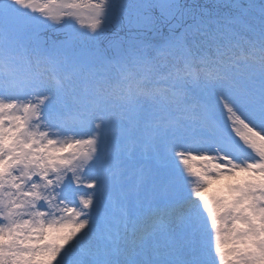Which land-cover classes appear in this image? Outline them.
I'll return each instance as SVG.
<instances>
[{"label": "snow or ice", "instance_id": "1", "mask_svg": "<svg viewBox=\"0 0 264 264\" xmlns=\"http://www.w3.org/2000/svg\"><path fill=\"white\" fill-rule=\"evenodd\" d=\"M0 264H264V0H0Z\"/></svg>", "mask_w": 264, "mask_h": 264}, {"label": "water", "instance_id": "2", "mask_svg": "<svg viewBox=\"0 0 264 264\" xmlns=\"http://www.w3.org/2000/svg\"><path fill=\"white\" fill-rule=\"evenodd\" d=\"M201 2H205V0H201Z\"/></svg>", "mask_w": 264, "mask_h": 264}]
</instances>
